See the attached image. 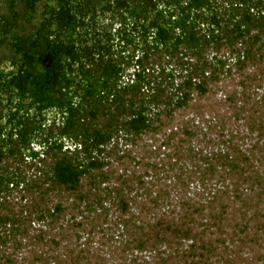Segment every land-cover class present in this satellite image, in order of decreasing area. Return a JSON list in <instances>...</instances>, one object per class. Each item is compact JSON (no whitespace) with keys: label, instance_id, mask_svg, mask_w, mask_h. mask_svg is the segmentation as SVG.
<instances>
[{"label":"trees","instance_id":"trees-1","mask_svg":"<svg viewBox=\"0 0 264 264\" xmlns=\"http://www.w3.org/2000/svg\"><path fill=\"white\" fill-rule=\"evenodd\" d=\"M45 9L0 71V264H264V0Z\"/></svg>","mask_w":264,"mask_h":264},{"label":"flooded vegetation","instance_id":"flooded-vegetation-1","mask_svg":"<svg viewBox=\"0 0 264 264\" xmlns=\"http://www.w3.org/2000/svg\"><path fill=\"white\" fill-rule=\"evenodd\" d=\"M31 5L27 0H0V71L6 75V78L11 77V73L27 70L30 67V64H24L26 56L24 51H19L17 47H25L30 55L39 49L45 52L41 33L43 31L49 33L48 41L55 38L56 27L49 23L52 15L51 12L46 14L45 8L47 6L54 8L59 5V0H37ZM66 38L71 43V36ZM40 63V60L34 61L37 72L42 69ZM26 94V97L30 96V93L26 92ZM29 102L30 100L27 104ZM55 115L56 110L53 109L48 117L53 119Z\"/></svg>","mask_w":264,"mask_h":264},{"label":"rangeland","instance_id":"rangeland-1","mask_svg":"<svg viewBox=\"0 0 264 264\" xmlns=\"http://www.w3.org/2000/svg\"><path fill=\"white\" fill-rule=\"evenodd\" d=\"M198 122V121H197ZM204 128H206V127H204ZM112 213H114V212H112ZM69 217V216H68ZM101 234V233H100ZM100 234H98V235H96V234H94L93 236H92V246L95 248V249H97V250H99V252L100 253H102L103 254V256H105V258L107 259V262H108V264H116V262H115V259L114 258H111V254H110V248H109V246L110 245H112L113 244V242L111 241V242H108V243H106V244H104L103 245V243L102 242H100V240H99V238H100ZM118 234V233H117ZM116 233H115V231L112 229V237H110V238H112V240H113V238L115 239V240H119L118 239V235H117ZM81 235H82V238H83V240L85 239V238H88V235H85L84 233H82L81 232ZM69 238H71V236H69ZM107 242V241H106ZM109 244V245H108ZM101 246V247H100ZM137 254V252H135L134 253V256ZM145 258L147 261H151V258L152 257H150V255L149 254H147V253H143L142 254V256L141 257H139V262H141V261H143V259H140V258Z\"/></svg>","mask_w":264,"mask_h":264}]
</instances>
